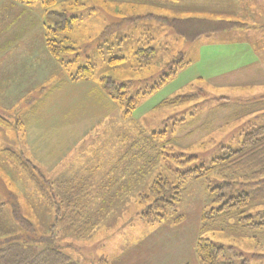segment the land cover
Instances as JSON below:
<instances>
[{"label":"rangeland","instance_id":"1","mask_svg":"<svg viewBox=\"0 0 264 264\" xmlns=\"http://www.w3.org/2000/svg\"><path fill=\"white\" fill-rule=\"evenodd\" d=\"M34 4L41 6L47 25L57 29L55 39L67 37L75 48L62 58L78 59L67 64L68 75L75 76L85 61L93 74L69 76L38 104L34 119L29 106L49 85L3 96L8 102L0 106V117L8 124L0 122V246L12 239L34 251L58 246L78 264H200L196 244L202 238L233 248L245 264H264V234L234 216L215 218L219 204L209 194L212 179L177 182L178 201L160 217H145L147 203L140 197L156 175L182 169V158H194L190 166L206 165L226 148L237 147L253 121L264 122V109L252 111L251 104L264 94V40L258 43L263 50L257 65L223 76L255 57L234 44L235 32L227 34L229 47H206L176 34L172 19L191 13L182 0ZM68 18L71 24L62 29ZM249 29L239 38L264 39V25ZM47 58L33 65L47 72L44 81L49 73H66ZM251 73L256 74L245 76ZM107 77L124 85L121 101L108 94ZM183 94L192 99L164 102ZM158 150L170 157L156 158ZM259 203L258 211L264 210V200ZM71 217L78 219L74 232L92 224L86 235L66 230Z\"/></svg>","mask_w":264,"mask_h":264},{"label":"trees","instance_id":"2","mask_svg":"<svg viewBox=\"0 0 264 264\" xmlns=\"http://www.w3.org/2000/svg\"><path fill=\"white\" fill-rule=\"evenodd\" d=\"M22 5H32L36 0H13ZM43 6H51L55 4V0H41ZM44 14V11H43ZM170 23V22H169ZM173 28L180 37L186 41H193L200 35L224 32L236 28H243L245 25L236 21H213L203 18H180L172 19ZM61 24V20L58 25ZM71 24L70 18L62 21V25ZM44 45L47 48L50 55L64 67L66 72L69 71L67 64L71 63L72 58L69 60H63V57H68L69 54L75 51V48L67 41V37L55 36L57 29L55 27H49L45 25ZM48 29V31H47ZM61 29V28H60ZM56 31V32H55ZM152 48H148V53L151 54ZM66 54V55H64ZM76 57V56H75ZM78 59L72 60L77 62ZM119 58H111V61H118ZM85 65H79L74 75L76 79L89 78L93 74V67L89 64V61H85ZM80 64V63H79ZM187 64L182 59V65ZM175 71H171L170 75H173ZM169 75V76H170ZM103 82V81H102ZM108 94L112 99L119 100L124 96V85L121 83H115L107 77V80L103 82ZM192 94L177 95L165 103L175 104L178 102H186L192 99ZM254 107L252 111L264 109V94L256 97L251 102ZM247 112L251 109L247 108ZM251 111V112H252ZM264 114V111L262 112ZM0 122L8 124V121L0 117ZM252 123V122H250ZM249 123V124H250ZM253 126H250L248 130L244 131L240 143L235 148H226L223 153L212 158L208 164H195L193 166L188 165L189 161H193L194 158L187 157L182 158V169L177 166L174 169H167V173L164 175H156L157 177L152 181L148 191L144 195H140L143 202L147 203V207L144 212V216L152 218L150 216L160 217L165 214V211L171 209L178 201V194L180 191L177 182L181 183L187 178L195 179H212L211 182L215 186L210 187L209 194L213 196V200L219 204L216 209L215 218L222 217H236L243 226L250 227L258 233L264 234V210L258 211L262 205L260 200H264V122L260 119L254 122ZM12 151H10L11 153ZM159 154H156V158H163L164 161L169 158L168 154H163L158 150ZM12 159L18 160V157L14 153H11ZM154 158V155H153ZM20 163V162H19ZM179 167V168H178ZM136 169V168H135ZM133 174L139 175V170H133ZM144 172V171H143ZM125 173V172H124ZM132 174V173H131ZM181 181V182H180ZM226 191V194L224 191ZM252 208V210H250ZM255 210L254 215L252 211ZM263 212V213H262ZM15 216L17 215L14 213ZM257 217V218H255ZM20 223L28 230V232H34L32 224L25 218L18 217ZM255 218V219H254ZM62 222L65 221L64 217H61ZM78 221L74 217L67 219L66 227L68 232L76 234V236H84L87 234L92 224L86 225L85 228L77 232L72 229V223ZM66 222V221H65ZM83 231V235L80 233ZM85 233V234H84ZM256 242L258 238L254 236ZM196 253L200 264H245L243 260H240V255L235 252L231 247H225L222 244H217L209 239L199 238L196 244ZM239 259V261H237ZM0 264H78L68 254L63 252L58 246H45L37 251L32 250L27 244L20 240L12 239L6 241L0 246Z\"/></svg>","mask_w":264,"mask_h":264},{"label":"crops","instance_id":"3","mask_svg":"<svg viewBox=\"0 0 264 264\" xmlns=\"http://www.w3.org/2000/svg\"><path fill=\"white\" fill-rule=\"evenodd\" d=\"M182 2H187L191 8L190 15L182 18L192 16L191 18L213 21H236L245 25L243 28L203 34L190 42L198 41L206 47L216 46L214 43L229 47L231 44L226 37L235 32L234 44L246 46L244 48L246 55L249 58L252 55L255 59L241 66H235L234 69L224 72L223 76L232 71L247 70L257 65L258 58H261L260 51L263 50L258 43L264 40L263 37L257 36V41L254 42L252 38L243 39L239 36L248 34L251 27L259 29L264 25V0H205L204 3H200V0H182ZM43 15L41 6L35 4L26 6L13 0H0V102L2 103L0 106L5 107V103L8 102L3 98L6 92H21L22 87L25 90L36 91L40 87L49 85L44 88L45 93H41L42 96L37 101L33 98V103L29 106L31 111L28 113L33 119L39 108L38 104L49 95H54L60 86H64L70 80L68 73L60 70L49 73L50 79L45 80L47 82L44 83L43 76L46 71L33 67L34 61L39 63L45 59L49 60L47 56L53 59L44 45L47 21H44ZM54 62L56 64L57 61ZM260 68L263 67H258ZM254 74L256 73L245 76Z\"/></svg>","mask_w":264,"mask_h":264}]
</instances>
